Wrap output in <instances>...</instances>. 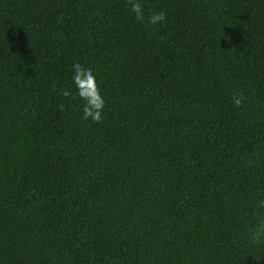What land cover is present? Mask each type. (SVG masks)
<instances>
[{
    "label": "trees",
    "instance_id": "16d2710c",
    "mask_svg": "<svg viewBox=\"0 0 264 264\" xmlns=\"http://www.w3.org/2000/svg\"><path fill=\"white\" fill-rule=\"evenodd\" d=\"M140 3L0 0V264H264V0Z\"/></svg>",
    "mask_w": 264,
    "mask_h": 264
},
{
    "label": "clouds",
    "instance_id": "9594fccd",
    "mask_svg": "<svg viewBox=\"0 0 264 264\" xmlns=\"http://www.w3.org/2000/svg\"><path fill=\"white\" fill-rule=\"evenodd\" d=\"M130 11L137 19L143 17V6L140 0H129ZM166 21V14L163 11L152 12L148 16V22L152 25L162 24ZM71 68L72 86L75 88V95L83 101L82 118L91 119L94 122H100L103 118V109L105 107L104 97L97 83V77L93 69L85 67L79 62H73ZM61 95L67 97L72 95L68 89H61ZM243 97L234 93L232 102L240 106Z\"/></svg>",
    "mask_w": 264,
    "mask_h": 264
}]
</instances>
